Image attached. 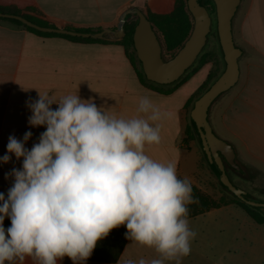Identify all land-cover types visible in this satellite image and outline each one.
<instances>
[{
  "label": "clouds",
  "instance_id": "clouds-1",
  "mask_svg": "<svg viewBox=\"0 0 264 264\" xmlns=\"http://www.w3.org/2000/svg\"><path fill=\"white\" fill-rule=\"evenodd\" d=\"M26 102L31 127L45 126L29 150L10 135L7 154L22 159L5 178H14L0 193V264H58L65 256L84 264L113 229L125 226V238L151 248L157 258L129 259L125 264H182L197 233L189 206L198 204L191 180L180 178L175 162L161 163L146 152L161 143V112L152 99H139L134 118L110 115L79 95L54 99L38 91ZM58 107L53 110L52 105ZM11 226L5 229L4 220Z\"/></svg>",
  "mask_w": 264,
  "mask_h": 264
},
{
  "label": "crops",
  "instance_id": "crops-1",
  "mask_svg": "<svg viewBox=\"0 0 264 264\" xmlns=\"http://www.w3.org/2000/svg\"><path fill=\"white\" fill-rule=\"evenodd\" d=\"M30 1L57 27H110L118 23L117 18L126 8L139 6V0ZM233 36L236 46L243 52L239 59V79L213 103L209 121L217 136L233 146L237 162L243 167L241 174L246 173V169L264 172V0H242L233 20ZM61 46L74 47L69 48L65 56L72 70L65 74L58 71L59 54L46 51ZM117 48L123 51L112 50ZM127 62L130 63L124 47L116 42L84 44L61 38L46 39L0 20V157L7 154L10 135L22 140L24 133L31 131L33 135L25 145L30 150L46 130L45 126L28 124L32 113L26 102L37 100L38 91L57 100L77 94L82 100H91L117 117L127 119L143 115L137 108L125 107L118 102L114 106L107 104L110 96L120 90L124 95L119 100L129 98L130 86L125 83L128 76L120 70ZM221 66L219 63V69ZM223 67L222 72L225 62ZM198 91L199 88L181 108H159L170 114V121L162 123L161 143L146 148L154 160L175 162L177 174L192 145L200 147L198 132H193L192 139L184 142L191 125V108L187 104ZM57 107V104L52 105L53 110ZM13 167L22 168V159L17 160L12 155L10 162L0 163V190L5 193L14 183V178H5ZM228 175L237 185L229 172ZM253 177L248 173L246 179L240 180L244 186L240 188L251 197L264 200V185L252 183ZM195 182L199 184L197 178ZM192 184L202 190L200 184ZM189 221L197 235L191 242L190 255L183 258L182 264H264V224L256 223L237 204L212 209ZM141 258L150 261L157 258V254L153 249L129 240L115 264H125L129 259L138 262ZM58 264H73V261L63 258ZM84 264L106 263L86 261Z\"/></svg>",
  "mask_w": 264,
  "mask_h": 264
},
{
  "label": "water",
  "instance_id": "water-1",
  "mask_svg": "<svg viewBox=\"0 0 264 264\" xmlns=\"http://www.w3.org/2000/svg\"><path fill=\"white\" fill-rule=\"evenodd\" d=\"M216 14V30L223 53L225 69L221 75L199 96L190 111V121L197 128L200 148L215 164L216 174L223 189L246 205L264 214V202L252 200L250 194L235 185L229 177L226 165L242 172L233 146L214 132L209 121V110L213 103L235 86L239 79V59L242 50L236 46L233 36V20L242 0H212ZM194 26L182 48L170 59L163 58L159 37L146 13L136 6L126 8L119 16L117 28H105L99 32H78L64 27L40 26L21 15L0 13V18L14 19L43 33L67 35L78 38L105 40L107 36L122 39L126 35L127 16L137 18L133 34L134 48L146 78L157 85L168 86L178 81L198 60L207 44L212 27V16L199 0H187Z\"/></svg>",
  "mask_w": 264,
  "mask_h": 264
},
{
  "label": "rangeland",
  "instance_id": "rangeland-1",
  "mask_svg": "<svg viewBox=\"0 0 264 264\" xmlns=\"http://www.w3.org/2000/svg\"><path fill=\"white\" fill-rule=\"evenodd\" d=\"M23 1H27V0H23ZM174 1L175 0H139L137 3V5L139 6L137 7L140 8L142 11H144V13H146L149 17H151L152 15H155L157 13L169 9V4L171 3L175 4ZM8 4L12 6H20L21 2L17 0H10ZM212 16L214 18L213 27L209 34L210 36H208L209 38L207 44L199 56L200 57L199 60H197L195 64L191 67V69H189L181 77L182 81L176 84H171L169 86H161V87L156 86V88L160 90L171 89V92L168 94L160 93L158 91L151 89V87L152 88L154 87L150 83L146 84L149 87L148 86L144 87V85L141 84V82L139 81V78L136 74V69L140 72L143 71H142L141 62L137 56L135 49L133 47L123 46L120 43L122 39H116L113 36H107V40L109 42H113V43L116 42V44H120L124 47L126 56L130 62V63L127 62V65L124 67V69H120L121 73H124L126 76H128V80L125 83L130 86V90L128 94L129 98H122V100H119L120 97L124 95L123 90H120V92H114L116 95L112 94L110 96L111 99H109L107 104L114 106L118 102V104H122L125 107L138 108L140 97L148 95L152 99L155 106L158 108H181L182 105L185 103V101L191 95H193L199 88V91L196 93L195 97H193L196 100L200 96V93L205 88L207 89L221 75V72L224 68L223 53L219 45V39L216 30V14L214 13L212 14ZM136 22H137V18L131 17L130 20L126 22L125 27L129 24H135ZM106 28L116 29L117 22L113 26ZM69 48H74V47L69 46ZM69 48L66 46H61L58 47L57 49L52 48V50H46V51H53L59 54V58L61 60H60V64L58 65V71L60 73L65 74L72 71L70 69L71 66L69 67L68 62L66 63L67 58L65 57L67 53H69L70 51ZM78 48H82V46ZM75 50L76 49H74V51ZM81 50L82 49H80V51ZM112 50L119 53L123 51V49L121 48L112 49ZM130 59L133 60V64L130 61ZM207 63L209 64L207 65ZM219 63L222 65L220 69H219ZM204 65L208 67H205ZM207 71L211 74V75L209 74L210 76L207 75L208 73ZM210 77H213L212 80H210ZM193 104L191 105V107L189 106V108L192 109ZM122 114L124 115V112ZM121 117L124 118V116ZM168 121H170V117L165 119L162 123ZM199 143H200V137H199ZM206 158H207L206 155H204V153L202 152V150L198 145L196 144L192 145V147L188 152V155L185 156V158H183V160L181 161V167L178 172V176L182 178L187 177L191 180L192 183L195 184H197L195 182V179L197 178L198 183L202 187L203 193H205L210 198H212L217 204L225 203L232 198V195L221 187L216 171H213L211 169ZM226 168L228 169L230 175L236 181L238 187H244L243 184L240 183V180L246 179L245 177L248 176V173L254 176L251 179L252 183L257 185H264V172H261L259 170L252 171L246 169V173L241 174L234 168L231 167H226ZM241 168L243 171V167ZM5 264H8V262H5ZM24 264H35V262L33 261V259H27L24 261Z\"/></svg>",
  "mask_w": 264,
  "mask_h": 264
},
{
  "label": "trees",
  "instance_id": "trees-1",
  "mask_svg": "<svg viewBox=\"0 0 264 264\" xmlns=\"http://www.w3.org/2000/svg\"><path fill=\"white\" fill-rule=\"evenodd\" d=\"M20 6H12L8 4L6 0H0V13H10L15 15H21L25 17L26 19L40 25V26H46V27H57L56 24L46 20L44 16L41 14V12L38 10L37 7L34 6L32 1H20ZM28 2V3H27ZM171 3V2H170ZM175 4H169V9L162 11L160 13H157L155 15H152L149 17L147 14V17L150 19L153 28L155 29L161 46L163 48V58L165 60L170 59L173 57L184 45L186 40L189 38L193 26L194 21L192 18V15L190 14V11L187 7V0H175ZM23 4V5H22ZM212 14L215 13V7L212 2V0H207V3H202ZM133 17L131 15L127 16L126 20H130V18ZM1 21L9 22L15 26L24 28L29 33L37 35L42 38L46 39H53V38H61L65 39L67 41H70L72 43H84V44H91V43H100V44H106L109 43L107 39L100 40V39H93V38H78V37H71L67 35H60V34H53V33H43L38 30H35L33 28H30L21 22L14 20V19H6V18H0ZM136 24H129L125 27L126 35L122 38L120 43L125 47H133V34L135 31ZM66 29L78 31V32H99L105 29L102 26L99 27H86V28H79L74 26H63ZM118 43V42H117ZM135 49V48H134ZM200 58V57H199ZM198 58V60H199ZM130 61L133 64V60L130 59ZM203 63V62H202ZM201 63V64H202ZM136 74L139 78V81L144 86L147 83L152 84L154 88L151 87V89L158 91L160 93L168 94L171 92V89L168 90H160L156 88V86L161 87L160 85H157L155 83L150 82L143 72H140L136 69ZM211 75V74H210ZM209 75V76H210ZM213 77H210V80H212ZM182 78H180L178 81H176L174 84L182 81ZM209 84V83H208ZM169 86V85H168ZM149 87V86H148ZM209 88V87H208ZM207 88V89H208ZM206 88L200 93V96L207 90ZM192 98L190 102L187 104L191 107L195 99ZM193 132L197 133V128L194 124L191 123V125L187 128L186 132V139L184 140L185 144L192 139ZM204 153V152H203ZM204 155H206L204 153ZM207 157V156H206ZM207 162L210 165L211 169L213 171L216 170L215 164H213L208 158ZM182 179V178H181ZM193 193L194 196L198 198L199 203L198 204H192L189 206L190 212H189V219L194 218L196 216H199L201 214H204L212 209L222 207L224 205L234 203L243 208L247 214L258 224H264V214L259 212L258 210L246 205L245 203L241 202L237 198H235L232 194V198L221 204L215 203V201L210 198L208 195L202 192L201 189H199L197 186L193 185ZM226 190V189H225ZM227 191V190H226ZM228 192V191H227ZM0 193H4L5 198H7V193L0 190ZM229 193V192H228ZM252 200H258L255 197H251ZM258 201H264V200H258ZM11 226V221L9 218H5L4 220V227L7 229ZM127 229L125 226H120L119 228L113 229L110 234L104 238L103 240L98 242L97 247L94 249L93 254L87 261H93L98 263H106V264H115L119 261L121 254L123 253L128 239L125 238V233ZM64 259H70L67 256L64 257Z\"/></svg>",
  "mask_w": 264,
  "mask_h": 264
},
{
  "label": "flooded vegetation",
  "instance_id": "flooded-vegetation-1",
  "mask_svg": "<svg viewBox=\"0 0 264 264\" xmlns=\"http://www.w3.org/2000/svg\"><path fill=\"white\" fill-rule=\"evenodd\" d=\"M199 3L202 4V3H206V0H199ZM203 5V4H202ZM210 12V11H209ZM211 16H212V13L210 12ZM213 22H214V18L212 16V27H213ZM212 27H211V30H212ZM210 36V35H209ZM209 38V37H208ZM226 167H230L228 164L226 165ZM232 168V167H231ZM227 170V173H228V169L226 168Z\"/></svg>",
  "mask_w": 264,
  "mask_h": 264
}]
</instances>
